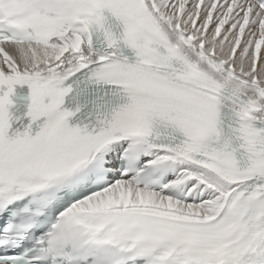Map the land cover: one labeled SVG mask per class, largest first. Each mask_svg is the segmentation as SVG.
I'll use <instances>...</instances> for the list:
<instances>
[{
  "label": "snow or ice",
  "instance_id": "obj_1",
  "mask_svg": "<svg viewBox=\"0 0 264 264\" xmlns=\"http://www.w3.org/2000/svg\"><path fill=\"white\" fill-rule=\"evenodd\" d=\"M0 264H264V0H0Z\"/></svg>",
  "mask_w": 264,
  "mask_h": 264
}]
</instances>
